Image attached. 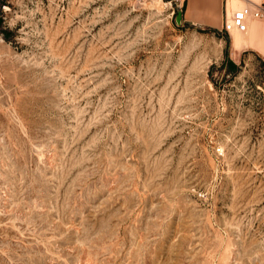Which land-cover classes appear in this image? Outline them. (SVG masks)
<instances>
[{
  "label": "rangeland",
  "instance_id": "1",
  "mask_svg": "<svg viewBox=\"0 0 264 264\" xmlns=\"http://www.w3.org/2000/svg\"><path fill=\"white\" fill-rule=\"evenodd\" d=\"M3 1L0 264H264V62L182 0Z\"/></svg>",
  "mask_w": 264,
  "mask_h": 264
},
{
  "label": "crops",
  "instance_id": "2",
  "mask_svg": "<svg viewBox=\"0 0 264 264\" xmlns=\"http://www.w3.org/2000/svg\"><path fill=\"white\" fill-rule=\"evenodd\" d=\"M183 20L190 25L219 30L225 18L231 17L239 6L264 4V0H182ZM239 39L234 40L232 31L228 34L231 67L238 66L244 55L264 62V17L250 19L247 30ZM239 61H236V60Z\"/></svg>",
  "mask_w": 264,
  "mask_h": 264
},
{
  "label": "built area",
  "instance_id": "3",
  "mask_svg": "<svg viewBox=\"0 0 264 264\" xmlns=\"http://www.w3.org/2000/svg\"><path fill=\"white\" fill-rule=\"evenodd\" d=\"M264 17V4L255 6L244 5L234 10L229 18H225L223 26L220 29L224 33H230L232 30L244 32L247 30L248 21Z\"/></svg>",
  "mask_w": 264,
  "mask_h": 264
},
{
  "label": "trees",
  "instance_id": "4",
  "mask_svg": "<svg viewBox=\"0 0 264 264\" xmlns=\"http://www.w3.org/2000/svg\"><path fill=\"white\" fill-rule=\"evenodd\" d=\"M3 2H4L3 0H0V7H1V5L3 4ZM1 22H2V18L0 17V23H1ZM4 36L7 38V34H5ZM230 64H231V63H230ZM234 68H235V67H234ZM234 68H233V69H234Z\"/></svg>",
  "mask_w": 264,
  "mask_h": 264
},
{
  "label": "water",
  "instance_id": "5",
  "mask_svg": "<svg viewBox=\"0 0 264 264\" xmlns=\"http://www.w3.org/2000/svg\"><path fill=\"white\" fill-rule=\"evenodd\" d=\"M179 16H180V14H179Z\"/></svg>",
  "mask_w": 264,
  "mask_h": 264
}]
</instances>
